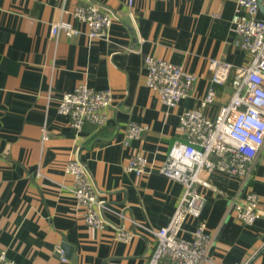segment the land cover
Here are the masks:
<instances>
[{
	"label": "crops",
	"instance_id": "obj_1",
	"mask_svg": "<svg viewBox=\"0 0 264 264\" xmlns=\"http://www.w3.org/2000/svg\"><path fill=\"white\" fill-rule=\"evenodd\" d=\"M95 1L118 15L107 37L52 34L58 20L85 28L72 9ZM238 10L236 0H135L132 7L127 0H0V248L10 258L17 264L147 263L151 230L169 221L184 190L160 171L170 146L187 139L181 114L198 107L213 59L234 67L216 86V100L205 110L211 117L230 101L236 68L250 63L251 55L235 44ZM147 54L191 71V95L174 107L163 103L146 83ZM82 82L113 91L101 128L86 123L78 131L58 111L59 97ZM131 121L147 126L140 137L128 138ZM137 152L151 162L142 175L127 170ZM75 157L86 163L107 202L102 229L86 223L72 195L74 179L64 168ZM209 180L199 189L206 198L202 217L215 238L213 260L264 264V149L251 182L263 214L253 225L232 210L239 180L218 170ZM193 227L190 218L183 234L190 237ZM120 228L131 236L119 238Z\"/></svg>",
	"mask_w": 264,
	"mask_h": 264
},
{
	"label": "built area",
	"instance_id": "obj_2",
	"mask_svg": "<svg viewBox=\"0 0 264 264\" xmlns=\"http://www.w3.org/2000/svg\"><path fill=\"white\" fill-rule=\"evenodd\" d=\"M135 0H127L132 7ZM239 10L234 14L237 47L251 55L250 63L239 66L232 80L233 95L223 104L218 114L206 113L217 97V85L229 80L233 64L213 59L211 83L200 99L198 107L185 110L180 116L187 139L175 141L169 148L160 171L179 181L184 190L169 221L152 229L153 241L146 264H204L213 260L215 238L202 217L206 198L199 186H210L213 171L226 172L240 182V193L232 202L234 215L244 224L253 225L263 214L261 199L252 188L258 156L264 149V12L259 0H236ZM75 20L53 22L54 36L73 37L85 32L91 39L107 37L113 21L118 17L110 7L99 2H86L72 9ZM86 30V31H85ZM147 68V85L156 90L163 103L174 107L191 95L195 75L182 64L153 54L144 56ZM114 99L111 88L97 89L82 82L73 90L64 92L58 99V111L69 117L78 131L86 123L101 128L109 120V107ZM147 129L145 124L129 122L128 138L140 137ZM47 138V134H44ZM151 166L144 153L129 157L127 170L142 175ZM65 171L71 174L74 184L72 195L83 208V217L90 226H106V200L100 197L86 163L79 157L70 158ZM193 219L191 236L183 234L184 224ZM131 231L119 229L118 237L128 239ZM57 252L63 260L67 257L62 247ZM0 264H17L10 258L7 248H0ZM233 264H255L251 259Z\"/></svg>",
	"mask_w": 264,
	"mask_h": 264
},
{
	"label": "water",
	"instance_id": "obj_3",
	"mask_svg": "<svg viewBox=\"0 0 264 264\" xmlns=\"http://www.w3.org/2000/svg\"><path fill=\"white\" fill-rule=\"evenodd\" d=\"M261 2V10L264 12V0H259Z\"/></svg>",
	"mask_w": 264,
	"mask_h": 264
}]
</instances>
